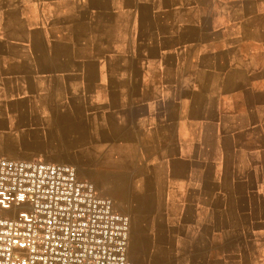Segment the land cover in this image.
Returning a JSON list of instances; mask_svg holds the SVG:
<instances>
[{
    "label": "crops",
    "instance_id": "1",
    "mask_svg": "<svg viewBox=\"0 0 264 264\" xmlns=\"http://www.w3.org/2000/svg\"><path fill=\"white\" fill-rule=\"evenodd\" d=\"M0 157L74 166L129 264H264V0H0Z\"/></svg>",
    "mask_w": 264,
    "mask_h": 264
},
{
    "label": "built area",
    "instance_id": "2",
    "mask_svg": "<svg viewBox=\"0 0 264 264\" xmlns=\"http://www.w3.org/2000/svg\"><path fill=\"white\" fill-rule=\"evenodd\" d=\"M130 228L74 166L0 157V264H129Z\"/></svg>",
    "mask_w": 264,
    "mask_h": 264
},
{
    "label": "rangeland",
    "instance_id": "3",
    "mask_svg": "<svg viewBox=\"0 0 264 264\" xmlns=\"http://www.w3.org/2000/svg\"><path fill=\"white\" fill-rule=\"evenodd\" d=\"M221 264H227V262H225V261H224V262H223V263H221Z\"/></svg>",
    "mask_w": 264,
    "mask_h": 264
}]
</instances>
